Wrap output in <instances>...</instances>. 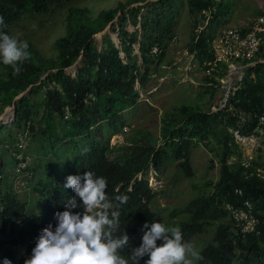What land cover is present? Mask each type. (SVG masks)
Listing matches in <instances>:
<instances>
[{
	"label": "trees",
	"instance_id": "trees-1",
	"mask_svg": "<svg viewBox=\"0 0 264 264\" xmlns=\"http://www.w3.org/2000/svg\"><path fill=\"white\" fill-rule=\"evenodd\" d=\"M72 1L0 0V16L7 25L0 30L9 33L21 19L54 13ZM147 1L119 2L116 8L102 10L96 15L88 9L70 6L65 34L54 42V57H42L26 40L30 58L20 65L18 75H14L11 66L4 65L0 59V114L18 95L31 87L29 97L22 96L16 101L17 114L12 126L20 130L28 125L31 138L29 153L33 161L29 170L34 177L29 188L38 193L39 218L46 210L52 218L43 219L36 224L34 232L26 234V227L31 223L21 220V224L17 225L14 221L18 214L23 213L26 203L11 192L8 184L4 191L0 188V234L6 231V224L11 221L7 235L0 240V264L4 259L16 264L22 258H30L42 230L50 225L55 229L58 223L55 214L65 211L67 201L75 196L72 189L64 187L70 175L83 176L92 171L97 177L107 179L111 189L106 194L113 205L109 211L121 213L120 229L116 235L122 236L131 229L138 232L132 246L128 245L122 251L125 258L130 256L132 248L142 244L145 223H163L159 213L151 210L153 195L147 179H137V175H145L150 166L158 172L165 162H169L165 147L158 148L156 145L158 138L151 136L145 141L144 133L138 130L127 140L128 144L113 153L112 159L108 157L110 136L123 127L121 111L138 103L139 92L135 83L143 87L149 75L154 70L157 72L164 59L166 41L174 32L180 0ZM186 3L192 17L207 21L201 31L193 32L188 46V51L199 65H203L212 58L210 49L217 32L216 22L222 15L227 16L230 0H227L228 6L224 0H186ZM116 17L119 20L117 35L120 49L106 36L101 51H98L94 35L103 31L109 23L113 24ZM127 23L134 27L139 24V27L129 32ZM195 27L197 29L196 19L193 22ZM134 45H140L142 67L138 65L137 55L133 54ZM155 47L161 50L158 55L151 53ZM121 52L125 55L123 59ZM81 55L82 66L76 75L66 74V68ZM140 69L143 71L140 72ZM227 70L226 65L220 67L218 78H222ZM218 78L210 79L211 96L220 85ZM234 88L224 108L211 112V104L206 110L182 105L171 114H166L161 127L160 135L169 146L170 158L178 162L177 166L188 178L193 176L188 159V146L192 141L207 144L206 140L212 136L218 148V177L215 181L206 182L211 188L210 195L198 196L177 212L171 208L168 213L169 219L182 214L179 226L185 242L214 227L211 240L199 250L202 259L196 260V264H264V180L246 177L248 171L241 165L242 151L234 136L237 132L243 138L264 137V63L246 67L242 79ZM31 97L34 101L30 105ZM3 142L0 140V145ZM7 158L8 152L0 151V162H5ZM232 159L235 161L230 163ZM14 162V159L9 160L0 174ZM252 163L264 166V160L259 158ZM116 186L121 190L116 191ZM129 187L131 190H128ZM236 189L242 191L241 197L235 194ZM118 195L127 196V203L120 204L115 199ZM244 200L254 206L259 235L242 237L236 234L231 219L222 207L227 202L238 205ZM77 202L82 205L79 198ZM82 210L77 208L73 211ZM2 220H5L4 226H1ZM162 243L157 242L158 246ZM147 259L149 257L145 256L140 264H145Z\"/></svg>",
	"mask_w": 264,
	"mask_h": 264
},
{
	"label": "rangeland",
	"instance_id": "rangeland-1",
	"mask_svg": "<svg viewBox=\"0 0 264 264\" xmlns=\"http://www.w3.org/2000/svg\"><path fill=\"white\" fill-rule=\"evenodd\" d=\"M127 1L73 0L54 13L47 15L41 14V16H27L20 21L18 20L19 23L12 26V30L8 34L21 41H29L33 45V48L39 51L42 57L52 58L56 55L54 42L57 38L65 34V22L70 6L73 8L88 9L92 11L91 13L93 15H96L102 10L116 8L119 2L125 3ZM149 1L152 0H148L147 2ZM224 4L227 5V0H224ZM227 9V16L222 15L216 22V31L225 26L244 25L248 23L264 9V0H230V5ZM195 19L197 20L196 30L193 28ZM118 21V17H116L109 30L102 36L100 42L94 35V42L98 51H101L106 36L113 40L114 42H112L115 44ZM206 22L199 17L195 18L191 16L187 8L186 0H180L178 2L177 15L174 20V32L172 33V37L166 41L162 63L157 67V72L154 70L149 75L143 87H140L138 82L135 83V89L139 92L138 103L135 106L121 111V122L126 126L122 131V135H119L116 139L114 137L109 139V146L118 152L122 147L121 145H126L128 143L127 140L133 134L136 135L139 130L144 133L145 141L150 140L151 136H156L158 138V143H156L157 147H165V150L168 152L166 159L169 162H165L166 164H164L162 170L158 172L152 167H149L144 177L148 179V184L155 190L154 197L151 200V210L154 212L158 211L166 222H171L168 217L171 208H182L198 196H209L211 188L207 187L206 182L215 181L218 177V166L216 163H219V154L214 140L215 137L211 136L207 139V144L194 140L188 146V159L192 168L191 170L193 171V176L188 178L177 166L178 162L170 158L169 146L168 144L166 146L165 140L160 135L166 114H171L182 105L200 107L206 110L208 105L211 104V112H216L224 106L223 101L228 92L229 71L227 70L228 72L222 78H218L217 72H214L210 77L204 76L203 66L199 65L196 58H193L192 53L188 51L193 32L201 31ZM138 27L139 24L134 27L127 23V30L129 32H133ZM174 37H176V41L172 40ZM133 48V54H136L138 58V65L142 67L138 45H134ZM185 51H188L189 54L185 55ZM121 57L125 58V55H121ZM81 62L76 65L77 70L82 66ZM68 68H66L65 73L73 77V71ZM142 71L143 69H140V72ZM243 71L244 68L241 69L239 74L243 75ZM213 78H218L220 85L215 88L214 96H211V93H209L210 86L207 83ZM237 81L238 76L233 77L232 84L230 83L231 87H234ZM29 95V91L23 94V96L27 97ZM33 101L34 97L29 98L28 104H33ZM17 105L19 106V102H17ZM9 113H11L10 110L8 111ZM0 130V140H4L5 143L13 145V138L17 131L16 128L14 126H0ZM235 134L237 132H234ZM235 138L239 149L242 151V162L248 159L251 161L255 160V154H257L258 150L264 149V137L257 138L251 136L247 140H244L243 137ZM113 156V153L108 154L110 159ZM234 161L232 159L230 163ZM7 163L8 161L5 162V165ZM211 163L215 164V166L211 167ZM11 167L12 165L8 169ZM138 177L139 179L142 178L141 175ZM9 179L11 180V175ZM180 218H177L176 221H179ZM213 232L214 227H209L204 234L195 235L188 242H191L196 250L199 251L211 240ZM193 264L195 263L193 262Z\"/></svg>",
	"mask_w": 264,
	"mask_h": 264
},
{
	"label": "clouds",
	"instance_id": "clouds-1",
	"mask_svg": "<svg viewBox=\"0 0 264 264\" xmlns=\"http://www.w3.org/2000/svg\"><path fill=\"white\" fill-rule=\"evenodd\" d=\"M6 27L4 18L0 16V29ZM28 48L27 41H21L0 30V59H2L4 65L11 66L14 75L21 72L20 65L30 58ZM64 119L68 118L64 117ZM14 122L15 120L9 126H12ZM0 126L6 125L0 124ZM125 126L123 124L122 130L111 135L110 138L114 137L116 139L119 135H122ZM13 139L15 140L13 145H9L5 141L3 145H0L1 152H8V158L5 162L12 159L15 161L10 169L1 172L0 181L2 182L0 188L4 191L8 184L11 192L15 193L20 201L26 203L22 208L23 213L18 214L14 221L17 225L21 224V220L31 223L26 227V234H31L35 231L36 224L43 219L52 220V218L48 210L44 211L39 218L41 207L38 208L40 204L38 193L29 188V183L34 177L29 170L33 161L29 153L31 138H29L28 125L17 130ZM20 142H22V147L18 145ZM109 149L108 154L116 151L110 146ZM5 162H0V170ZM153 169L156 171L155 168ZM10 175L11 180L9 179ZM139 175L142 176L141 179H139ZM137 179L140 181L147 178L140 173L137 175ZM64 187L72 189L75 196L67 201L65 211L55 214V219L58 222L57 226L55 229L51 225L43 229L37 237L36 246L32 250L31 257L22 258L16 264H130V261L131 264H140V260L145 256L149 257L145 264H193V262L196 264V260L202 259L195 246L191 242H185L183 238L179 226L182 214L175 215L173 219H170L171 222L164 221L160 216L163 223H145L142 228V244L139 247L132 248L130 256L125 258L121 253L126 250L128 245L132 246L138 232L131 229L122 236L116 235L120 229L121 213L119 211H109L113 205L106 194V191L111 189L107 179L97 177L94 172L88 171L83 176H68ZM148 187L154 197L155 190L149 184ZM115 190L121 189L116 186ZM128 190H131V188L129 187ZM77 198L82 201V205L78 204ZM115 199L120 204H126L128 197L118 195ZM77 208L83 210L74 212L73 210ZM173 209L174 212H177L179 208ZM130 213L135 215L134 212ZM157 213L159 212L157 211ZM177 218H180V220L176 221ZM4 225L5 220H2L1 226ZM9 228H11V221L7 222L6 231L0 234V240L4 238V235H7ZM158 241H163L162 245L158 246ZM3 264H11V261L4 259Z\"/></svg>",
	"mask_w": 264,
	"mask_h": 264
},
{
	"label": "built area",
	"instance_id": "built-area-1",
	"mask_svg": "<svg viewBox=\"0 0 264 264\" xmlns=\"http://www.w3.org/2000/svg\"><path fill=\"white\" fill-rule=\"evenodd\" d=\"M204 14L208 15V13ZM172 40L176 41V37L172 38ZM160 52L161 50L155 47L151 53L158 55ZM210 52L212 58L202 65L204 68L203 75L210 77L224 65L227 66L229 71L228 92L223 101L224 106L222 107L224 108L230 91L236 89L230 85V83L232 84V78L238 76V81H240L243 76L239 74L241 69L244 68L245 70L246 67L254 66L257 63H264V9L244 25H231L219 29L212 40ZM188 54V51H185V55ZM191 55L194 58V55ZM208 86L211 87L212 83ZM18 145L22 147V142ZM252 162L253 160L248 159L243 160L241 163L248 171L246 177H256L264 180V166L256 165ZM235 194L241 197L242 191L236 189ZM222 207L233 222L236 234L242 237L259 235V222L254 215V206L250 201L244 200L238 205L227 202Z\"/></svg>",
	"mask_w": 264,
	"mask_h": 264
},
{
	"label": "water",
	"instance_id": "water-1",
	"mask_svg": "<svg viewBox=\"0 0 264 264\" xmlns=\"http://www.w3.org/2000/svg\"><path fill=\"white\" fill-rule=\"evenodd\" d=\"M152 1H155V0H152ZM139 5H142L141 3H139ZM111 24L112 23H109L107 26H106V28L103 30V31H101L100 33H97V34H95V36L97 37V39H98V41L100 42L101 40H102V36L109 30V28H110V26H111ZM115 47L117 48V49H119V44H120V40H119V37H118V35L116 34L115 35ZM113 41V40H112ZM114 42V41H113ZM117 43V44H116ZM140 48V45L138 46V49ZM139 53H140V51H139ZM121 55H124L123 53H120V57H121ZM122 58V57H121ZM141 60V59H140ZM82 61V55L77 59V61L73 64V65H71L69 68H70V70L71 71H73V73H74V75H73V77L76 75V65L77 64H79L80 62ZM81 65H82V62H81ZM68 68V69H69ZM31 90V87H29L26 91H30ZM25 91V92H26ZM25 92H23V93H21L20 95H18L14 100H13V102H12V104L11 105H9L8 107H5V109H4V111H3V113L0 115V118H2V117H4L5 115H6V111L8 110V109H11L10 111H12V113H11V115H9L8 116V120L7 121H5V122H3V121H1L0 120V124H2V125H6V126H9L10 124H11V122L12 121H14L15 120V116H16V112H17V107H16V100L17 99H20L22 96H23V94L25 93ZM236 137H239L240 138V136L238 135V134H236L235 135ZM244 140H247L248 139V137H245V138H243Z\"/></svg>",
	"mask_w": 264,
	"mask_h": 264
},
{
	"label": "crops",
	"instance_id": "crops-1",
	"mask_svg": "<svg viewBox=\"0 0 264 264\" xmlns=\"http://www.w3.org/2000/svg\"><path fill=\"white\" fill-rule=\"evenodd\" d=\"M259 14V13H258ZM219 73V72H218ZM211 82L209 81L208 83H207V85H209ZM214 101V100H213ZM261 159V160H264V149H260V150H258V152H257V154H255V160H257V159Z\"/></svg>",
	"mask_w": 264,
	"mask_h": 264
},
{
	"label": "bare ground",
	"instance_id": "bare-ground-1",
	"mask_svg": "<svg viewBox=\"0 0 264 264\" xmlns=\"http://www.w3.org/2000/svg\"><path fill=\"white\" fill-rule=\"evenodd\" d=\"M9 110H11V109H8V110L6 111V112H7L6 115H5L4 117L0 118L1 121H6V120H8V116L11 115V113H12V111H11V113L8 114V111H9Z\"/></svg>",
	"mask_w": 264,
	"mask_h": 264
}]
</instances>
